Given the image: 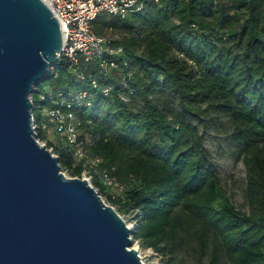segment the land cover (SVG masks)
<instances>
[{"label":"trees","instance_id":"16d2710c","mask_svg":"<svg viewBox=\"0 0 264 264\" xmlns=\"http://www.w3.org/2000/svg\"><path fill=\"white\" fill-rule=\"evenodd\" d=\"M142 1L126 18L95 23L124 47L130 67L111 80L110 96L77 113L100 171L126 187L111 192L99 173L93 185L120 214L136 216L134 238L144 249H187L197 264H264V0ZM118 30L122 40L109 35ZM48 80L53 91L90 84L66 60ZM34 103L52 106L38 95ZM208 119L230 126L247 167L248 211L215 169L200 128ZM52 146L62 168L81 176L71 148Z\"/></svg>","mask_w":264,"mask_h":264},{"label":"water","instance_id":"95a60500","mask_svg":"<svg viewBox=\"0 0 264 264\" xmlns=\"http://www.w3.org/2000/svg\"><path fill=\"white\" fill-rule=\"evenodd\" d=\"M64 46L43 0H0V264H144L137 226L39 142L33 97Z\"/></svg>","mask_w":264,"mask_h":264},{"label":"built area","instance_id":"2783aa9c","mask_svg":"<svg viewBox=\"0 0 264 264\" xmlns=\"http://www.w3.org/2000/svg\"><path fill=\"white\" fill-rule=\"evenodd\" d=\"M43 1L59 19L64 34L65 46L59 61L66 60L69 62L72 75L80 81H86L89 77L90 84L85 89L64 88L58 91L37 87L34 95L40 96L43 101L49 100L52 104V106L41 105L44 107L42 126H40L34 113V128L39 135V142L47 147L49 142H53L55 145H65L71 148L75 161L84 166L81 176L71 178L86 179L93 185L94 176L99 173L104 182L110 186L114 178L107 170L100 171L103 160L89 152L88 147L92 143V139L90 136L84 137L82 122L77 113L93 108L98 95L110 96L115 88L111 80H115L116 74L130 67L129 62L124 59V47H115L112 44V39L99 35L95 29L96 21L107 15L126 18L132 11L142 10L144 8L143 1ZM132 76L133 73L130 72L129 77ZM121 83L124 87L127 86L125 81ZM42 130L46 132L47 140L42 139ZM49 149L53 151L55 156H58L55 154L54 146Z\"/></svg>","mask_w":264,"mask_h":264},{"label":"rangeland","instance_id":"374dc122","mask_svg":"<svg viewBox=\"0 0 264 264\" xmlns=\"http://www.w3.org/2000/svg\"><path fill=\"white\" fill-rule=\"evenodd\" d=\"M112 18L114 16H111ZM116 40H122L126 35L125 32L118 30L111 34ZM46 90H50L52 85L49 80H46L40 84ZM44 109L40 107L36 109L35 114L40 126L44 123L42 116ZM211 119L206 122L200 123L202 134L205 137L206 147L211 155L212 162L215 166L217 173L219 174L223 186L226 189L229 197L234 204L243 211H248L246 201V191L248 185L247 167L240 156V150L235 144L231 129L229 125L216 124ZM46 132L42 130V139L47 140ZM106 170H109L106 168ZM115 169L112 170L114 172ZM68 177H73L69 170L63 171ZM114 180L110 184V191L114 193H120L121 189H125V184L119 180L117 176L113 174ZM105 202L111 206L108 198L103 197ZM114 207V206H113ZM127 221L129 226H137V218L134 214H121ZM138 247L139 253L144 264H197L196 255L190 250H180L175 254H161L155 252L153 249H144L139 241L135 242L134 247Z\"/></svg>","mask_w":264,"mask_h":264},{"label":"bare ground","instance_id":"6f19581e","mask_svg":"<svg viewBox=\"0 0 264 264\" xmlns=\"http://www.w3.org/2000/svg\"><path fill=\"white\" fill-rule=\"evenodd\" d=\"M131 228H133V227H131ZM135 248H136V249H138V247H137V246H136Z\"/></svg>","mask_w":264,"mask_h":264}]
</instances>
